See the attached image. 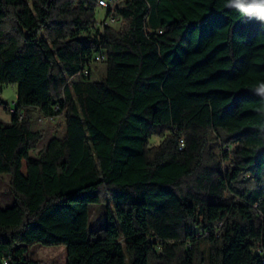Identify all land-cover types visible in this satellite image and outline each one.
I'll return each mask as SVG.
<instances>
[{"label":"trees","instance_id":"obj_1","mask_svg":"<svg viewBox=\"0 0 264 264\" xmlns=\"http://www.w3.org/2000/svg\"><path fill=\"white\" fill-rule=\"evenodd\" d=\"M98 2L0 0V264H42L36 244L66 264H264V25L225 0H120L102 33ZM37 116L64 130L39 150Z\"/></svg>","mask_w":264,"mask_h":264},{"label":"rangeland","instance_id":"obj_2","mask_svg":"<svg viewBox=\"0 0 264 264\" xmlns=\"http://www.w3.org/2000/svg\"><path fill=\"white\" fill-rule=\"evenodd\" d=\"M105 10L98 9V16H102ZM115 28L119 27V24L114 25ZM98 74H97V73ZM95 77L92 79H100L105 73L104 64H99L94 69ZM2 100L10 106L11 111L7 110L4 105H0V120L3 122H11L12 120V109L15 108V102L17 100V86L12 84L8 85L3 89L0 94ZM35 129H43L46 131V138L41 142L38 150L41 149L46 142L54 135L62 136L64 133L63 128L57 127L56 122L49 120H40L38 116L34 120ZM159 139H154L153 144H158ZM36 154V153H35ZM34 154V155H35ZM10 174L0 173V203L2 207H8L14 204L15 198L11 192L10 187ZM106 219V207L103 205H92L91 206V218L90 227L91 230H97L102 227ZM30 259L40 260L42 264H66L67 263V250L64 245L46 246L36 244L31 247Z\"/></svg>","mask_w":264,"mask_h":264},{"label":"clouds","instance_id":"obj_3","mask_svg":"<svg viewBox=\"0 0 264 264\" xmlns=\"http://www.w3.org/2000/svg\"><path fill=\"white\" fill-rule=\"evenodd\" d=\"M224 7L234 9L241 17L256 20L264 25V0H225ZM254 92L264 99V81L255 86ZM257 112L264 117V105H261ZM260 131L264 132V128Z\"/></svg>","mask_w":264,"mask_h":264},{"label":"built area","instance_id":"obj_4","mask_svg":"<svg viewBox=\"0 0 264 264\" xmlns=\"http://www.w3.org/2000/svg\"><path fill=\"white\" fill-rule=\"evenodd\" d=\"M119 1L120 0H99L98 2L99 8L102 10H105L102 16L99 17L98 22H97L98 27L100 28V31L102 33L104 32V29L106 27L113 26L118 23L119 18L118 16H116L115 13H113L112 15H108V16L106 15V13L109 10H114ZM104 59H105V55L103 53L98 54L95 57V60L93 61V63H91L89 66H86V68L83 69V75H89L91 72L90 70H92L96 64L101 63ZM183 145L184 143L182 141L181 148L183 147Z\"/></svg>","mask_w":264,"mask_h":264},{"label":"crops","instance_id":"obj_5","mask_svg":"<svg viewBox=\"0 0 264 264\" xmlns=\"http://www.w3.org/2000/svg\"><path fill=\"white\" fill-rule=\"evenodd\" d=\"M97 73V72H96ZM98 74V73H97ZM93 77H95V73H93Z\"/></svg>","mask_w":264,"mask_h":264}]
</instances>
